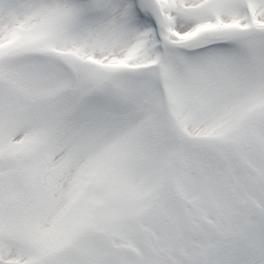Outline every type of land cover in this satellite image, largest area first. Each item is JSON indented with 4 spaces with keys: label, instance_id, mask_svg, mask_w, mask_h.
I'll use <instances>...</instances> for the list:
<instances>
[{
    "label": "snow or ice",
    "instance_id": "6c2138e0",
    "mask_svg": "<svg viewBox=\"0 0 264 264\" xmlns=\"http://www.w3.org/2000/svg\"><path fill=\"white\" fill-rule=\"evenodd\" d=\"M0 264H264V0H0Z\"/></svg>",
    "mask_w": 264,
    "mask_h": 264
}]
</instances>
